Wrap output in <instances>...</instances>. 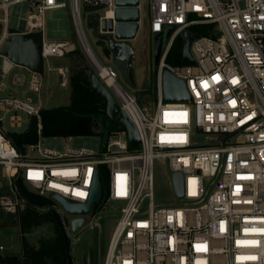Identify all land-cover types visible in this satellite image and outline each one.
Instances as JSON below:
<instances>
[{"label":"built area","instance_id":"1","mask_svg":"<svg viewBox=\"0 0 264 264\" xmlns=\"http://www.w3.org/2000/svg\"><path fill=\"white\" fill-rule=\"evenodd\" d=\"M27 4L18 28L9 27L10 8ZM116 8L115 0H70L73 24L83 49L87 38L82 6ZM154 34L174 24L161 57L153 112L138 106L137 95L118 80L119 70L95 53L91 59L101 80L138 126L140 142L129 145L126 129H109L100 151L64 149L44 142L41 105L8 92L10 83L41 92L51 59L73 50L68 39L46 36L48 13L65 8V0H0V45L13 32L35 33L43 59L41 73L14 72L16 64L1 55L0 115L22 110L38 118V139L20 148L0 127V164L15 191L21 178L34 192L52 199L58 194L73 203L90 198L95 176L107 181L101 205L122 201L118 221L102 264H264V0H150ZM140 6V5H139ZM112 13V15H113ZM207 34L192 42L195 65H172L165 58L175 38L195 25ZM23 26V27H22ZM92 47V46H91ZM93 48V47H92ZM20 66V65H19ZM170 69L186 80L189 100L163 97L162 73ZM16 113L10 118L19 125ZM71 139V136H67ZM184 175L180 202H157V160ZM173 179V177H172ZM174 183V182H173ZM1 205L16 204L2 195ZM65 214L67 212L65 211ZM69 214V213H68ZM74 216V215H73Z\"/></svg>","mask_w":264,"mask_h":264},{"label":"rangeland","instance_id":"2","mask_svg":"<svg viewBox=\"0 0 264 264\" xmlns=\"http://www.w3.org/2000/svg\"><path fill=\"white\" fill-rule=\"evenodd\" d=\"M65 1L68 2L67 7L52 10L48 13L46 36L49 39L55 40L68 39L73 43V50H78V53L71 56L65 54L63 56L52 57L51 65L53 67L64 66L67 68V71L65 74H62L58 69L43 71L41 92L29 89L27 82L23 85L10 83L8 90V92L26 98L35 105H41V107L70 104L72 90L70 76L73 70L72 67L75 64L80 66L86 65L90 75L95 71V67L83 49L76 33L69 6L70 0ZM140 3L142 25L139 29L138 40L136 42L138 54L132 66L136 85L131 86L128 84L120 74L118 80L129 92L139 93L141 95V105L146 107L149 112H153L157 102L156 83L158 81L159 68L154 63V34L149 29L152 16L150 0H141ZM81 6L84 29L91 46L104 63L111 64L112 60L110 61L107 55L109 51L105 49L103 41L95 37L92 30L87 26L86 7L83 4ZM27 12L26 3L13 5L9 13V27L13 30L17 29L20 16H25ZM192 28L207 31L208 25H195ZM180 36L183 42V34ZM1 63L2 57L0 56V67ZM170 64L181 65L182 61H177L176 57L173 56ZM13 71L30 76V71L19 65L15 66ZM3 113L0 110V115ZM15 113L22 118V122L19 125H12L10 123V118ZM30 116V114L22 110L9 111L6 113L2 125L7 131L23 132L28 127ZM44 142L47 146L57 149H64L66 144H70L77 148L87 147L94 151H100L104 144V137L102 133L71 136V139L65 136H45ZM154 175V193L157 202H180L181 199L175 193L172 173L162 160L158 159L156 161ZM0 179L4 181V185L0 189V199L2 195H7L16 204V210L11 211L3 207L0 202V252L17 254L24 249L23 241L25 237L28 241L36 244L41 236H47L52 233V226L50 222H46L26 233L22 232L20 214L26 211V203L11 188L2 164H0ZM101 182L103 190H106L107 181L104 176L101 177ZM27 188L34 192L30 186H27ZM121 205H123L122 201H112L100 207L99 203H97L93 212L85 215V225L74 234L78 238L74 246V254L79 264L103 263L112 233L118 221V207ZM66 216L68 220H71L73 217V215L68 213Z\"/></svg>","mask_w":264,"mask_h":264},{"label":"water","instance_id":"3","mask_svg":"<svg viewBox=\"0 0 264 264\" xmlns=\"http://www.w3.org/2000/svg\"><path fill=\"white\" fill-rule=\"evenodd\" d=\"M116 8L111 16L103 11L102 6H86V22L92 33L99 40L103 41L105 49L111 55L112 63L119 70L120 76L131 86L136 85L133 76L131 59L133 48L130 41L133 40L140 27V0H115ZM23 27V26H22ZM175 30L174 24H167L160 32L154 33V63L159 64L165 51L169 38ZM199 34L190 30L183 32L182 65H195L196 61L191 52V44L199 38ZM0 54L8 56L16 64L31 71L41 73L43 71V59L40 51L39 38L36 39L24 32L10 33L0 45ZM163 97L168 101H181L191 99V95L186 86V80L170 69L166 68L162 73ZM91 85L94 92L106 102L105 116L107 118L106 129H126L128 132L129 145L136 148L140 142V133L135 121L120 109L115 96L101 80L96 70L91 74ZM137 95V104L141 107V95ZM0 127L6 136L15 141L9 132L0 123ZM92 132L102 133L103 123L94 118L92 121ZM16 144V143H15ZM174 186L179 196L183 195L184 175L181 171H174L172 174ZM4 181L0 179V189ZM14 187L18 196L26 203L38 209H53L61 217L67 234L70 238V252L75 264H79L75 254L74 246L78 238L74 235L86 223L85 215L93 212L97 203L100 204L102 197V186L98 176H95L90 198L84 203L69 202L58 194L51 197L57 203L41 206L33 204L20 191L18 186V176L14 178ZM65 211L74 215L68 220Z\"/></svg>","mask_w":264,"mask_h":264},{"label":"trees","instance_id":"4","mask_svg":"<svg viewBox=\"0 0 264 264\" xmlns=\"http://www.w3.org/2000/svg\"><path fill=\"white\" fill-rule=\"evenodd\" d=\"M193 30L198 34H207V31L204 30ZM29 36L38 39V35L35 33H31ZM182 46V37L178 35L167 53L166 62L170 63L173 56L177 61H180ZM76 53L78 50H71L66 54L71 56ZM72 68L70 104L41 107L42 134L65 137L93 134L91 125L93 119L97 118L103 123L102 134L105 137L108 131L105 116L106 102L92 89L88 67L75 64ZM8 132L20 148H23L27 143L36 141L39 136L37 116H30L28 127L23 132ZM18 186L24 196L33 204L45 206L52 203L50 198L29 190L21 178L18 179ZM20 219L21 231L24 233L46 222H50L52 233L41 236L36 244L28 241L25 237L23 253L0 252V264H75L70 252V238L58 212L53 209H38L26 204V211L20 214Z\"/></svg>","mask_w":264,"mask_h":264},{"label":"crops","instance_id":"5","mask_svg":"<svg viewBox=\"0 0 264 264\" xmlns=\"http://www.w3.org/2000/svg\"><path fill=\"white\" fill-rule=\"evenodd\" d=\"M140 2H141V0H140ZM140 11H141V3H140ZM141 25H142V22H141V18H140V27H141ZM140 27H139V29H140ZM138 33H139V30H138V32H137V35H138ZM137 35H136V37H135L133 40L130 41L131 46H132V48H133V55H132V59H131V64H132V66H133L134 59H135L136 55L138 54V46H137V44H136V42H137V40H138ZM93 49H94V48H93ZM94 51H95V50H94ZM95 53H96V52H95ZM96 54H97V53H96ZM107 55H108V57H109V60L111 61V55H110V54H107ZM111 64H113V63L111 62ZM132 70H133V67H132ZM23 248H24V246H23ZM23 250H24V249H23ZM23 250H22V252H19V253H17V254H21V253H23Z\"/></svg>","mask_w":264,"mask_h":264},{"label":"bare ground","instance_id":"6","mask_svg":"<svg viewBox=\"0 0 264 264\" xmlns=\"http://www.w3.org/2000/svg\"><path fill=\"white\" fill-rule=\"evenodd\" d=\"M112 13H113V12H112L111 10H109V11L107 12V15H108V16H111ZM87 52H88V55L91 57V59H93V60H97V57H96V55H95V51H94V49H93L90 45L87 46Z\"/></svg>","mask_w":264,"mask_h":264}]
</instances>
